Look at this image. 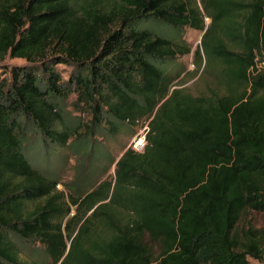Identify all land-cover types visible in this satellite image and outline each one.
I'll list each match as a JSON object with an SVG mask.
<instances>
[{
  "label": "trees",
  "instance_id": "obj_1",
  "mask_svg": "<svg viewBox=\"0 0 264 264\" xmlns=\"http://www.w3.org/2000/svg\"><path fill=\"white\" fill-rule=\"evenodd\" d=\"M202 9L196 0H0V60L27 61L0 75V264L264 261V228L237 227L245 209L264 211V0H202ZM203 12L211 24L193 51L222 65L220 95L171 88L176 74L161 64L191 45L147 25L202 29ZM59 63L73 66L68 78ZM73 92L97 123L147 127L143 149L126 148L113 180L72 197L86 208L64 222L59 178L33 165L24 133L65 145L73 132L58 127L59 100Z\"/></svg>",
  "mask_w": 264,
  "mask_h": 264
},
{
  "label": "rangeland",
  "instance_id": "obj_2",
  "mask_svg": "<svg viewBox=\"0 0 264 264\" xmlns=\"http://www.w3.org/2000/svg\"><path fill=\"white\" fill-rule=\"evenodd\" d=\"M196 2L202 9V0H196ZM203 13L205 17L202 29L185 26L182 29L174 30L157 21H149L147 25L157 33L181 38L191 45L188 53L161 64L170 74H176L171 88H182L193 95H220L227 92L223 78L218 76L222 65L218 62L209 65L203 55L200 60H197L193 51L201 45L203 33L211 24V17L205 12ZM216 32L226 40L220 30ZM26 62L23 57L6 55L3 60H0V75L10 77V67L13 64ZM57 69L63 78H68L73 66L69 63H59ZM59 102L63 120L58 127L66 125L73 132L68 142L63 146L49 140L43 142L38 131L29 127L24 133V148L33 165L43 169L45 174L47 173L50 177L59 178V182L55 185L56 193L61 202L70 205L69 213L64 219L65 222L73 215L84 212L83 210L86 208L85 204L77 207V203H71L72 197L83 196L89 190L97 187L98 183L104 179H114L116 160L126 148L130 146L135 148L133 143L140 137L139 131L144 124L130 126L117 122V128L113 130L109 127L108 119H102L101 123H97L93 119L91 107L85 105L83 101L80 102L79 96L75 92L67 98L60 99ZM28 205L32 206L33 202H29ZM125 212L126 210L122 209V213ZM248 222L264 228V211L245 209L237 227ZM98 227H102L101 224H98ZM67 241H69L68 237ZM37 243L39 244V242ZM24 244L21 245L23 250L27 246ZM29 247L33 248L32 245ZM23 250L21 257L28 258L29 255L25 254ZM157 250V246L153 243L152 251L156 253ZM34 252L38 255L41 253L37 247L34 248ZM249 264H264V261L249 257Z\"/></svg>",
  "mask_w": 264,
  "mask_h": 264
},
{
  "label": "built area",
  "instance_id": "obj_3",
  "mask_svg": "<svg viewBox=\"0 0 264 264\" xmlns=\"http://www.w3.org/2000/svg\"><path fill=\"white\" fill-rule=\"evenodd\" d=\"M204 17H205V16H204ZM146 127H147L146 124H144V125L142 126V128H141L140 131H139V133H141L140 137H139L136 141H134V143H133V146H134L135 148L139 149L138 151H141V150L143 149V147H144V144H145V132H146ZM135 148H134V149H135ZM137 149H135V150H137Z\"/></svg>",
  "mask_w": 264,
  "mask_h": 264
}]
</instances>
